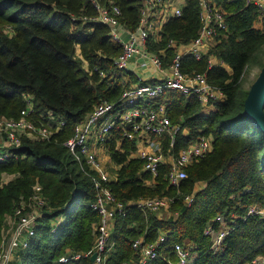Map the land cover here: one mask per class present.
<instances>
[{
	"label": "trees",
	"instance_id": "1",
	"mask_svg": "<svg viewBox=\"0 0 264 264\" xmlns=\"http://www.w3.org/2000/svg\"><path fill=\"white\" fill-rule=\"evenodd\" d=\"M207 1L223 13L227 30L199 61L184 56L182 71L204 74L224 93V101L202 106L194 97L166 91L145 107L163 104L171 123L180 127L172 146L167 139L162 141L165 153L176 156L200 136L211 138L212 150L185 169L186 178L178 187H171L168 166H161L151 178L142 171V161L130 156L135 144L122 137L120 123L115 125L105 143L117 167L108 187L124 213L114 219L104 264L128 262L135 256L133 241L152 243L160 235L164 236L160 255L148 264H174L170 252L175 243L193 248L191 264H251L256 257L264 258V215L247 214L252 206L264 209V134L244 115L250 90L241 87L246 69L264 49V23L244 0ZM101 2L116 5L120 22L130 31L136 29L142 0ZM73 15L93 16L94 11L87 0H0V119L18 118L29 100L35 124L44 123L49 113L64 122L48 141L23 138L9 149L16 158L0 162V183L4 174L11 176L0 185V234L8 227L7 217L30 198L33 186L42 188L46 203L35 235L16 264H59L68 251L91 250L99 216L88 203L95 190L63 144L99 103L116 104L124 89L135 83L129 72L113 65L120 46L111 40L108 28L72 21ZM198 15V0H184L180 16L168 19L151 35L148 51L168 62L174 50L168 41L176 46L192 41L199 30ZM212 56L220 65H209ZM164 196L173 203L162 216L142 213L134 204ZM186 196L194 197L192 204L184 203ZM220 215L228 233L220 250L213 252L204 230H218L214 219ZM56 219L63 222L54 224ZM60 264L93 263L82 257Z\"/></svg>",
	"mask_w": 264,
	"mask_h": 264
},
{
	"label": "built area",
	"instance_id": "2",
	"mask_svg": "<svg viewBox=\"0 0 264 264\" xmlns=\"http://www.w3.org/2000/svg\"><path fill=\"white\" fill-rule=\"evenodd\" d=\"M94 11L93 16H70L72 21L83 24H100L108 28V35L120 46V53L114 59L113 65L120 72L132 74L136 83L121 93L116 104L99 103L81 123L74 126L72 136L64 142L69 155L80 166L81 172L93 184L95 194L88 203L91 211L99 216L95 226L94 243L91 250L85 254L68 251L58 259V263L77 261L80 258L95 256L93 264H104L106 255L111 249V233L116 215L124 213V206L116 200L108 184L114 176L98 155L95 147L105 150V143L111 139V132L117 123L123 127L122 137L136 144V149L130 156L142 161V171L151 178L158 175L161 166H168L167 182L171 187H178L186 178V168L193 162L205 157L212 150L211 138L200 136L180 149L176 156L165 153L162 141L167 139L172 146L175 136L180 131L179 125L172 124L166 114L163 104L157 107H145L149 102L160 98L166 91H176L185 97H194L202 106L209 103L224 101V93L213 87L204 74L182 71V58L192 57L199 61L204 57L216 37L227 30V24L220 9L207 0H198L199 30L197 36L185 45L176 46L169 40L167 46L174 48L168 62L148 51V40L155 35L162 25L172 17L181 14L184 0H142V8L138 25L134 31L128 30L121 22V11L112 3L103 4L101 0H87ZM246 5H253L261 15L264 23V0H244ZM210 66H212L209 63ZM149 67L158 73L157 81L148 83L139 71ZM33 106L27 100L26 107L20 111L16 119H0V162L16 158L9 149L17 147L23 138L48 141L63 126L64 122L49 113L43 117L44 123L35 124L32 119ZM142 143L138 147L137 143ZM11 176L3 175L0 185L6 184ZM193 196L184 197V203H193ZM173 199L169 197H154L135 202V207L142 213H153L162 216L167 213ZM42 188L33 186L28 200H22L6 223L8 234L1 238L0 264H16L19 253L26 250L28 241L35 235L37 219L41 217L40 210L45 206ZM248 215H264V209L249 207ZM214 221L219 229L207 227L204 235L212 241L211 250L217 252L228 233L223 216H217ZM52 226V232L56 226ZM164 241L160 235L152 243L139 238L132 242L134 257L124 264H148L160 255L159 247ZM190 245L175 243L171 247L175 256L174 264H191L193 254ZM251 264H264V258L256 257Z\"/></svg>",
	"mask_w": 264,
	"mask_h": 264
},
{
	"label": "water",
	"instance_id": "3",
	"mask_svg": "<svg viewBox=\"0 0 264 264\" xmlns=\"http://www.w3.org/2000/svg\"><path fill=\"white\" fill-rule=\"evenodd\" d=\"M264 66L261 69L258 79L251 87L245 102L244 115L264 134ZM95 256L90 258L94 261Z\"/></svg>",
	"mask_w": 264,
	"mask_h": 264
},
{
	"label": "crops",
	"instance_id": "4",
	"mask_svg": "<svg viewBox=\"0 0 264 264\" xmlns=\"http://www.w3.org/2000/svg\"><path fill=\"white\" fill-rule=\"evenodd\" d=\"M211 46H213V45L211 44ZM209 63L212 66L220 65V62L216 58H214L213 56L209 58ZM135 70L136 71H139L141 73V75L145 79V82L151 83V82L157 81L156 78L158 77V73H156L152 68L149 67L147 70L142 71L139 67L138 68L135 67ZM129 73H130V71H129ZM135 83H136V81H135ZM137 145H138V147H141L142 146V143L138 142ZM135 146H136V144H135ZM95 150H98L97 151L98 152V155L101 158L102 162L104 163V167L108 169V172L113 173L114 170L117 169V167L114 164L111 163V160H110L109 155L107 154L106 150H104L101 147H95ZM150 183H151V181H148L147 182V184H150ZM53 222H56L54 224H59L60 225L63 222V220L62 219H56Z\"/></svg>",
	"mask_w": 264,
	"mask_h": 264
},
{
	"label": "rangeland",
	"instance_id": "5",
	"mask_svg": "<svg viewBox=\"0 0 264 264\" xmlns=\"http://www.w3.org/2000/svg\"><path fill=\"white\" fill-rule=\"evenodd\" d=\"M254 64H256V65H254ZM262 64H264V49H263V51L261 53H257L255 55L254 59L252 60L251 66H250L252 68H248L245 71V75H244V77L242 79V84H241V87L244 90H250L251 87L254 85V83L258 79L259 74L261 72ZM110 175H112V173H110ZM164 214H167V213H163V215ZM8 231H9L8 227L6 228L5 231L4 230L1 231L0 242L2 241L1 238L8 234Z\"/></svg>",
	"mask_w": 264,
	"mask_h": 264
}]
</instances>
